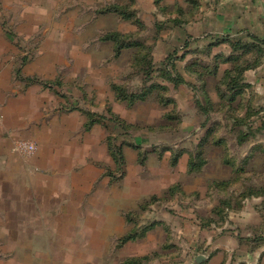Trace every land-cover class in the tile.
<instances>
[{
	"label": "rangeland",
	"instance_id": "1",
	"mask_svg": "<svg viewBox=\"0 0 264 264\" xmlns=\"http://www.w3.org/2000/svg\"><path fill=\"white\" fill-rule=\"evenodd\" d=\"M207 1L0 0L34 77L52 83L24 86L40 120L12 150L30 159L40 138L74 171L0 175V264H206L229 207L264 196V54L223 85L256 50L198 37Z\"/></svg>",
	"mask_w": 264,
	"mask_h": 264
},
{
	"label": "crops",
	"instance_id": "2",
	"mask_svg": "<svg viewBox=\"0 0 264 264\" xmlns=\"http://www.w3.org/2000/svg\"><path fill=\"white\" fill-rule=\"evenodd\" d=\"M202 5H199V11H205L207 18L199 26L203 35L198 33V37L204 38L208 44L222 37L246 40L255 36L264 40V0H208L205 5L208 8ZM232 6L236 7L235 12ZM5 9L6 6H0V175L7 176L11 168H16L25 177L27 172L31 173L29 180L33 174L70 179L74 171L71 163L67 165L63 159L67 157L66 148L60 151L52 149L45 141L32 136L39 144V150L32 158L21 159L12 150V142L24 136L21 130L28 123L40 120L36 112L40 110L38 97L34 94V87L24 88L26 78L37 79L39 82L36 84L42 80L34 77L36 75L33 74H39L40 69L26 57L28 53L23 55L19 51L18 37L5 30L9 23ZM17 22L24 24V10L18 15ZM227 216L232 221H226L222 229H216L218 233H214L206 244L212 253L206 264H264V243L260 242L264 236V198L244 199L238 207L229 209Z\"/></svg>",
	"mask_w": 264,
	"mask_h": 264
},
{
	"label": "trees",
	"instance_id": "3",
	"mask_svg": "<svg viewBox=\"0 0 264 264\" xmlns=\"http://www.w3.org/2000/svg\"><path fill=\"white\" fill-rule=\"evenodd\" d=\"M200 4L198 3V6ZM114 11H118V9H116V7L113 8ZM249 41H245V42H242L239 41V40H233V39H230L229 37H222V38H217V39H214V43L211 47L213 46H219L221 44H228L230 45V48L233 49V48H236V47H239L242 49V51L244 52L243 54H246L247 52L249 51H253V50H256L255 54H256V62L255 64L253 65H250L248 62L245 61V64H244V68L242 70V72L240 73H233L232 69L231 70H227L226 73H225V81L223 80V85L225 84L226 87H230V89H233L237 87L238 83L241 82L242 80V77H243V73L245 71H247L249 68L251 69H254L255 67H259L261 63H259V59L262 57V55L264 54V40L262 39H259L258 37H255V36H249L248 39ZM253 44V45H252ZM256 45V46H255ZM209 46V45H208ZM262 46V47H261ZM232 60V56L230 55L229 57L227 58H224L222 62L224 63H231ZM257 63V65H256ZM244 71V72H243ZM239 75V76H238ZM26 82L27 84H35V83H38L39 81L35 78H26ZM221 83V84H222ZM248 85V84H247ZM240 88H244L246 87V85L242 86L240 85L239 86ZM117 91H119L118 89H116ZM88 116V114H87ZM89 117V116H88ZM112 157L113 159H115V155L112 154ZM203 164L204 163H199V164H194V165H189V172H192V173H198L200 172V170L202 169L203 167ZM226 185L227 182H222L221 184H224ZM230 195V194H229ZM249 197H263L261 194H254V195H246L244 197V199L246 198H249ZM223 205H229V201H224L222 202ZM229 209H231V207H229ZM131 239H133L134 237L132 235H130ZM261 243L263 242L264 243V236L262 237V240L260 241Z\"/></svg>",
	"mask_w": 264,
	"mask_h": 264
},
{
	"label": "built area",
	"instance_id": "4",
	"mask_svg": "<svg viewBox=\"0 0 264 264\" xmlns=\"http://www.w3.org/2000/svg\"><path fill=\"white\" fill-rule=\"evenodd\" d=\"M2 123V116L0 115V125ZM17 152L23 155H30L36 152L37 146L34 143H30L27 141L18 140L15 143V148Z\"/></svg>",
	"mask_w": 264,
	"mask_h": 264
},
{
	"label": "water",
	"instance_id": "5",
	"mask_svg": "<svg viewBox=\"0 0 264 264\" xmlns=\"http://www.w3.org/2000/svg\"><path fill=\"white\" fill-rule=\"evenodd\" d=\"M206 258L204 257V256H202V255H199V256H197L196 257V259H195V264H199V263H201L202 261H204Z\"/></svg>",
	"mask_w": 264,
	"mask_h": 264
}]
</instances>
